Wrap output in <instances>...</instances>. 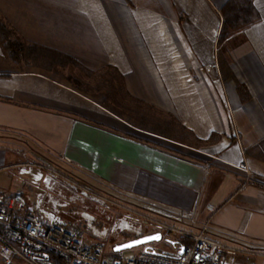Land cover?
Segmentation results:
<instances>
[{"label": "crops", "instance_id": "obj_1", "mask_svg": "<svg viewBox=\"0 0 264 264\" xmlns=\"http://www.w3.org/2000/svg\"><path fill=\"white\" fill-rule=\"evenodd\" d=\"M227 1L0 0L26 46L17 60L0 45V169L38 156L264 258V0H252L258 20L219 41ZM26 54L48 64H25ZM62 60L117 77L179 137L46 71ZM48 202L38 205L54 214Z\"/></svg>", "mask_w": 264, "mask_h": 264}, {"label": "rangeland", "instance_id": "obj_2", "mask_svg": "<svg viewBox=\"0 0 264 264\" xmlns=\"http://www.w3.org/2000/svg\"><path fill=\"white\" fill-rule=\"evenodd\" d=\"M4 52L7 56L8 53ZM26 59L25 64L41 66L48 64L47 59L43 60L40 56L33 61L28 60L30 56ZM49 66L51 68L46 71L58 79L68 80L71 76L78 79L80 89L98 99L111 111L165 135L179 137V133L170 125L167 118L156 116L154 111L150 113L145 111L146 107L126 96L117 77L106 74L105 71L84 70L63 60ZM139 115H144L143 119L139 118ZM22 158H19L15 165L0 169V191H21L24 196H29L31 201L41 206L45 200H48L47 211H54L53 213L63 220L80 224L87 234V240L103 242L107 251H111L113 244L125 241V237L143 232L144 234L153 231L163 233L161 241L151 243L156 250L170 248L169 242L165 239L179 241L177 234L163 230L161 224L179 228L171 223L168 216L153 208L140 207L122 196L96 188L71 173L42 164V160L38 163L37 160H40L38 156L35 158L36 161L31 157L26 158L27 161ZM54 208L58 210H49ZM137 248L115 254H132L138 250ZM236 248L243 249L242 246ZM225 262L226 264H264V258L238 252L227 254ZM0 264L24 263L15 258L8 263L0 259Z\"/></svg>", "mask_w": 264, "mask_h": 264}, {"label": "built area", "instance_id": "obj_3", "mask_svg": "<svg viewBox=\"0 0 264 264\" xmlns=\"http://www.w3.org/2000/svg\"><path fill=\"white\" fill-rule=\"evenodd\" d=\"M161 228L177 234L178 245L156 250L150 243L132 254H115L101 241L88 242L80 224L46 214L21 191H0V259L5 263L16 258L24 264H58L56 259L62 264H226L227 254L251 255L209 236L206 226L195 233L166 224Z\"/></svg>", "mask_w": 264, "mask_h": 264}, {"label": "trees", "instance_id": "obj_4", "mask_svg": "<svg viewBox=\"0 0 264 264\" xmlns=\"http://www.w3.org/2000/svg\"><path fill=\"white\" fill-rule=\"evenodd\" d=\"M223 21L219 34V41L224 40L230 33L240 30L250 23L258 20L259 15L252 6V0H228L223 8ZM0 45L8 55L13 59H19L23 56L26 46L0 19ZM67 62L77 65V62L71 57L64 56ZM111 75V74H110ZM116 75V74H115ZM76 88H79L80 81L74 77L68 79ZM139 233L125 237V240L143 235ZM186 242H189L187 240ZM119 243V242H118ZM116 244V243H115ZM114 245V244H113ZM58 264H62L61 259H56Z\"/></svg>", "mask_w": 264, "mask_h": 264}, {"label": "water", "instance_id": "obj_5", "mask_svg": "<svg viewBox=\"0 0 264 264\" xmlns=\"http://www.w3.org/2000/svg\"><path fill=\"white\" fill-rule=\"evenodd\" d=\"M149 237H159V238L158 239H148ZM162 239H163L162 232H160V231L148 232V233H145L143 235L133 237V238L127 239L125 241L114 244L111 247V251L113 253H118V252H122V251L131 250L133 248L140 247V246L150 247L149 246L150 243L158 242V241H161ZM165 240L171 244L174 243L170 239H165ZM137 242H139V243H137ZM125 245H130V246H125ZM183 249H184V246H181L179 249V253H181L183 251Z\"/></svg>", "mask_w": 264, "mask_h": 264}, {"label": "snow or ice", "instance_id": "obj_6", "mask_svg": "<svg viewBox=\"0 0 264 264\" xmlns=\"http://www.w3.org/2000/svg\"><path fill=\"white\" fill-rule=\"evenodd\" d=\"M159 237H149L148 239H158ZM139 243V242H137ZM125 246H130V245H125Z\"/></svg>", "mask_w": 264, "mask_h": 264}]
</instances>
